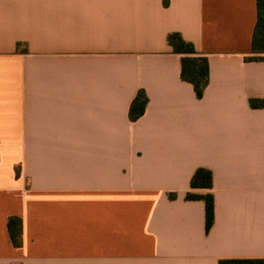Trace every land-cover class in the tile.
Masks as SVG:
<instances>
[{
	"label": "crops",
	"instance_id": "obj_1",
	"mask_svg": "<svg viewBox=\"0 0 264 264\" xmlns=\"http://www.w3.org/2000/svg\"><path fill=\"white\" fill-rule=\"evenodd\" d=\"M257 20V0H0V264L264 258ZM171 33L208 57L202 97ZM189 192L213 193L209 230Z\"/></svg>",
	"mask_w": 264,
	"mask_h": 264
},
{
	"label": "trees",
	"instance_id": "obj_2",
	"mask_svg": "<svg viewBox=\"0 0 264 264\" xmlns=\"http://www.w3.org/2000/svg\"><path fill=\"white\" fill-rule=\"evenodd\" d=\"M258 20L255 26L252 51L259 53L251 57L252 59H264V0H257ZM168 42L173 46L176 52L182 54V77L190 81L195 88L198 97H202L204 90L209 82V61L205 55L198 54L192 42L186 41L180 34L171 33L168 35ZM148 97L145 91L141 90L133 100L130 109V118L138 119L145 112ZM251 106H264V99H251ZM213 185L212 171L200 167L198 168L191 180L193 188H211ZM174 196V194H171ZM189 199H203L206 205V229L209 230L215 218V201L214 195L211 192L187 194ZM10 238L15 246L22 243V220L18 217L9 219ZM219 264H264V258H230L221 259Z\"/></svg>",
	"mask_w": 264,
	"mask_h": 264
}]
</instances>
